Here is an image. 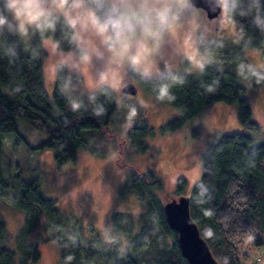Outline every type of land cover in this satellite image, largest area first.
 <instances>
[{"label":"trees","instance_id":"16d2710c","mask_svg":"<svg viewBox=\"0 0 264 264\" xmlns=\"http://www.w3.org/2000/svg\"><path fill=\"white\" fill-rule=\"evenodd\" d=\"M236 24L246 40L239 44L226 37L203 40L201 51H209L218 59L204 63L203 69L196 73L166 70L151 78L134 74L148 92L180 112L163 130L178 129L216 102L236 104L244 129L224 133L209 143L203 153L202 173L189 193H185V178H180L176 190L169 193L155 170H131L122 193H135L144 210L136 215L116 212L111 222L122 219L121 227L129 235L139 225L149 233L150 245L158 250L152 253L148 247L140 256H129L115 248L110 264H141L148 261L150 255L157 264H190L164 208L165 199L180 195L190 196L191 216L220 264H245L247 254L240 250L244 235H252L257 245L264 244V140L254 144L252 132L260 131L261 125L253 120L245 87L238 78L247 76L255 86H264V72L249 63L244 49L258 48L264 53V32L248 20ZM47 38L55 41L60 33ZM62 47L68 50L66 43H62ZM24 48L23 44L18 46L15 56H6L0 51V188H12L16 192L13 206L25 212V223L17 237L18 251L0 245V264L37 263L41 251L37 241L29 239L34 226L41 217L56 224L67 221L55 200L44 194L38 177L25 179L21 172L6 174L2 161L4 135L16 132L18 120L24 119L36 131L45 134L38 147L54 149L58 166L75 162L81 150L104 157L105 152L98 147L106 145L108 136L113 134L112 115L124 108L117 103L116 93L110 86L96 90L95 98L90 99V94L79 87L73 94L66 95L57 82L50 95L44 81L43 40L36 36L27 45L28 50ZM173 76L183 83H175ZM164 83L169 85V95L161 99L160 86ZM74 102L81 107L74 108ZM142 116L141 109L136 120ZM150 134H153L152 128L142 119L128 130L127 139L136 152H144L148 149L146 137ZM7 237L6 223L0 214V242ZM54 240L63 264H81L83 247L78 242L60 236H55Z\"/></svg>","mask_w":264,"mask_h":264},{"label":"rangeland","instance_id":"374dc122","mask_svg":"<svg viewBox=\"0 0 264 264\" xmlns=\"http://www.w3.org/2000/svg\"><path fill=\"white\" fill-rule=\"evenodd\" d=\"M197 23L200 27L196 29ZM215 37H226L235 44L246 40L244 32L231 19L224 17L223 23H220L219 16L211 19L203 8L189 9L182 26L173 28L170 40L159 52L156 60L159 72L154 70L153 76L166 70L196 73L202 63L217 61L218 57L200 49L203 40ZM48 39L53 40L45 38L43 46ZM244 49L249 63L264 72L263 50ZM45 50V87L53 95L57 82L61 86L67 73L57 70L55 58ZM101 66L100 61L93 60V70L99 71ZM238 78L245 87L253 120L261 125L260 131L252 132L254 144H258L264 140V86H255L252 78L247 76L240 75ZM73 79L80 81V90L88 94L92 92L93 77L88 74L87 68L85 75L77 74ZM129 82L138 88L135 95L122 91V87ZM110 87L116 93L117 103L124 108L114 112L110 123L113 134L108 136L106 145L98 147L105 152L104 157L81 150L75 162L58 166L54 149L38 147L45 134L36 131L24 119L18 120L16 132L3 137L2 161L6 174L21 172L25 179L38 177L44 194L55 200L64 219L67 218L66 222L56 224L41 217L34 226L29 239L37 241L41 251V259L35 264H63L55 236L68 237L83 247L81 264H110L115 248L129 256H140L148 247L152 253L157 251L158 247L150 245L149 233L139 225L129 235L121 227L122 219L111 222V216L116 212L136 215L144 210L135 193H122L131 170H155L161 175L169 193L176 190L180 178H185V193H189L202 173L203 153L209 143L224 133L244 129L236 104L216 102L178 129L163 130L168 122L180 116L178 109L148 92L132 73L113 71ZM141 109L143 116L137 121L135 116ZM142 119L147 121L153 134L146 137L148 149L136 152L127 139V132ZM15 196L12 188H0V214L8 233L7 239L0 245L17 249V237L25 223V212L13 206ZM242 240L240 250L247 254L245 264H264V244H255L249 234L244 235ZM153 258L150 255L148 261L141 264H157Z\"/></svg>","mask_w":264,"mask_h":264},{"label":"clouds","instance_id":"9594fccd","mask_svg":"<svg viewBox=\"0 0 264 264\" xmlns=\"http://www.w3.org/2000/svg\"><path fill=\"white\" fill-rule=\"evenodd\" d=\"M199 7L198 0H0V51L15 56L21 44L27 51L34 37L45 40L59 32L60 38L46 40L44 47L55 58L57 70L67 73L61 91L76 92L80 81L73 76L85 75L87 68L93 77L89 98L94 99L96 90L110 86L113 71L143 78L159 72L156 60L173 28L182 26L189 9ZM206 11L219 16L220 23L224 17L234 24L248 20L264 32V0H214ZM93 60L101 62L99 71L93 70ZM172 80L183 83L175 76ZM168 88L161 84V99L169 95ZM73 107L81 104L74 102Z\"/></svg>","mask_w":264,"mask_h":264},{"label":"water","instance_id":"95a60500","mask_svg":"<svg viewBox=\"0 0 264 264\" xmlns=\"http://www.w3.org/2000/svg\"><path fill=\"white\" fill-rule=\"evenodd\" d=\"M214 0H198L205 11ZM209 18L218 17L214 12L206 11ZM126 94L135 95L138 92L136 84L126 83L122 87ZM165 213L170 226L177 231L178 240L185 258L190 264H220L213 255L207 241L201 235L199 226L193 220L190 210V196L180 195L177 198L165 201Z\"/></svg>","mask_w":264,"mask_h":264}]
</instances>
